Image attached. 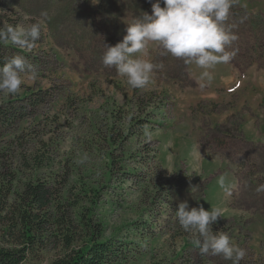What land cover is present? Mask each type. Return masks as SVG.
Wrapping results in <instances>:
<instances>
[{"label":"rangeland","instance_id":"374dc122","mask_svg":"<svg viewBox=\"0 0 264 264\" xmlns=\"http://www.w3.org/2000/svg\"><path fill=\"white\" fill-rule=\"evenodd\" d=\"M8 1L0 24L19 23L21 13L34 18L47 13L36 48L6 44L12 56L34 66L37 76L17 94L0 96V105H19L28 94L45 97L0 141V154H8L19 181L69 171L79 209L94 199L92 217L103 225L104 238H117L132 249L122 264H231L201 255L193 245L174 215L184 201L189 209L219 207L213 233H227L246 251L240 264H264V192H256L264 185V0L261 6L259 0H234L227 22L236 26L232 31L238 39L228 51L236 50L241 73L262 79L258 112L251 102L258 86H245V92L251 88L255 93H245L238 110L224 102L218 88L222 68L208 70L211 82L201 81L203 69L161 55L162 49L151 43L144 58L163 67L154 70L143 89H131L115 68L102 64L105 46L122 41L127 26L151 14L156 0ZM209 95L218 98L208 100ZM250 111H255L254 121ZM139 121L150 127L138 128ZM244 129L260 135L252 139ZM132 132L136 135L129 139ZM108 134L118 142L106 145ZM197 145L204 158L194 161L191 152ZM39 152L51 155V162L35 174L26 163ZM222 175L238 184L231 197L225 198L218 185ZM52 257L47 251L26 264H49Z\"/></svg>","mask_w":264,"mask_h":264},{"label":"clouds","instance_id":"9594fccd","mask_svg":"<svg viewBox=\"0 0 264 264\" xmlns=\"http://www.w3.org/2000/svg\"><path fill=\"white\" fill-rule=\"evenodd\" d=\"M233 4L234 0H156L151 3V14L143 13L127 26L122 41L115 46H105L102 64L115 68L131 89H143L151 82L154 70L163 67L144 58L151 43L162 49L161 55H170L203 69L201 81L211 82L208 70L230 63L236 55V50H227L238 39L232 31L236 26L227 23ZM46 27L47 13H41L39 18L21 13L19 23L0 24V43L31 51ZM36 76L34 66L23 56L6 59L0 65V96L17 94L26 80L34 81ZM200 87H205V83ZM145 134L151 135L147 130ZM191 155L194 161L204 158L199 145L192 149ZM218 185L225 198L231 197L238 188L235 181L228 182L223 175ZM256 192H264V185ZM221 214L219 207L189 209L186 201L180 202L174 211L178 224L192 235V243L201 255L220 256L231 264H240L246 251L235 246L227 233L212 231V225Z\"/></svg>","mask_w":264,"mask_h":264},{"label":"trees","instance_id":"16d2710c","mask_svg":"<svg viewBox=\"0 0 264 264\" xmlns=\"http://www.w3.org/2000/svg\"><path fill=\"white\" fill-rule=\"evenodd\" d=\"M8 3V0H0V11ZM9 51L8 45L0 43V65L13 57ZM34 95H25L19 105L17 102L0 105V141L44 102V96L34 99ZM31 98L32 102H27ZM135 124L142 129L150 127L144 121ZM135 135L132 132L129 139ZM105 142L111 146L118 141L108 134ZM50 156L42 152L31 154L27 169L38 174L36 172L50 164ZM111 156L108 155L109 168L113 165ZM24 158L28 156L23 157V164ZM12 164L7 153L0 154V264H26L38 260L47 251L53 253L49 264H122L127 261L132 249L117 238H104L103 225L94 221L96 201L88 199L90 206L79 209V200L74 195L77 186L69 188V171L60 176L48 173L51 179L33 177L20 182Z\"/></svg>","mask_w":264,"mask_h":264},{"label":"crops","instance_id":"0c3cea01","mask_svg":"<svg viewBox=\"0 0 264 264\" xmlns=\"http://www.w3.org/2000/svg\"><path fill=\"white\" fill-rule=\"evenodd\" d=\"M237 1V0H236ZM261 1L263 0H259V5L261 6ZM238 3V1H237ZM253 5V3H252ZM254 5H256V3L254 2ZM253 5V6H254ZM228 50V49H227ZM217 68H222L224 70V74L221 75L220 77V81H219V85L218 88L222 91V96H223V100L226 103H230L231 105L237 107V109L239 110L241 107V97L244 96L245 93H247V95H249V93H255L250 89H248L246 92L244 90L245 86L248 85L250 87H254L258 86L259 87V91L258 94H252V104H256L257 106V112H258V107H259V103H260V91H261V83H262V79L260 77L258 78H252V79H247L243 76V74L241 73V68H240V64L236 62L235 59H233L230 63L228 64H218L216 65ZM247 81V82H246ZM249 83V84H247ZM208 100H217V96H213V95H209L208 96ZM254 112L255 111H250L249 113V117L252 121H254ZM244 132L248 133L249 137L254 139L255 136H259L260 133L259 131H255V130H248Z\"/></svg>","mask_w":264,"mask_h":264}]
</instances>
